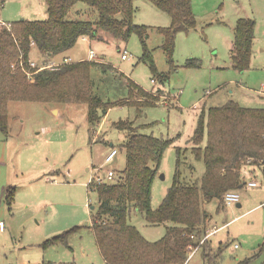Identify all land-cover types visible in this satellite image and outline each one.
<instances>
[{"label":"rangeland","instance_id":"obj_1","mask_svg":"<svg viewBox=\"0 0 264 264\" xmlns=\"http://www.w3.org/2000/svg\"><path fill=\"white\" fill-rule=\"evenodd\" d=\"M4 1L5 7H0L2 22L48 19L44 0ZM192 7L196 27L177 34L174 68L171 69L163 48L165 37L159 31L171 26V17L148 0L136 2L134 21L149 28L147 46L158 72L168 75L165 84L154 76L149 62L144 61V48L136 35L128 42L107 34L102 40L93 42L80 39L74 46L75 57L69 56L68 51L54 59L60 66L64 58L69 57L77 63L88 59L93 49L96 58L92 60L110 67L106 72L99 67L90 70L94 94L105 102L126 99L129 80L152 95L161 89L164 97L140 117L135 101L131 107L113 108L91 138L86 104H9L8 132L0 130V222L6 229L5 233L0 232V264H105L92 229L99 195L88 185L96 169H101L102 175L110 169L116 174L126 169L124 134L114 129L112 123L138 119L136 125H151L143 128L144 134L153 133L165 140L177 138L165 153L154 182L152 206L157 210L174 182L176 148L186 147L193 136L197 116L206 108V100L214 107L233 101L246 109L264 108L261 99L264 98V0H192ZM98 17L95 9L79 3L68 20L95 22ZM243 18L255 21V40L250 68L239 71L233 59L234 30ZM33 51L35 54L30 60L44 63L43 54L37 49ZM124 54L128 60L122 59ZM190 60L198 67L186 66ZM232 90H235L233 96ZM201 101V105L193 109ZM59 107L65 112L60 117L47 110ZM54 114L58 115V111ZM112 142L120 153L107 165L105 158ZM188 159L195 168L192 177L201 179L205 173L204 162L195 160L191 154ZM259 168L254 172L260 186L248 188L244 185L236 191L242 208L237 204L225 207L223 202L220 206L218 200L205 206L212 219L210 231L214 230L213 225L222 227L235 220L217 236H210L207 242V248L214 253L221 245H226L220 264H264V207H257L264 202V179L259 175ZM52 169L59 173L50 174ZM251 173L250 167H244V179L250 180ZM10 189L16 190L8 205L6 199ZM131 224L150 242H157L166 234L165 226H151L139 213L132 216ZM74 228L77 230L69 234L67 241L45 245L46 241ZM203 238L204 235L196 238L197 245H201ZM205 254V247L201 246L191 254L187 264H206Z\"/></svg>","mask_w":264,"mask_h":264},{"label":"trees","instance_id":"obj_2","mask_svg":"<svg viewBox=\"0 0 264 264\" xmlns=\"http://www.w3.org/2000/svg\"><path fill=\"white\" fill-rule=\"evenodd\" d=\"M44 1L47 20H19L10 23L11 30L0 29L1 131L8 132V107L12 102L86 104L91 138L101 120L113 108L131 107L135 101L137 113L141 116L147 109L157 106L164 97L161 95L163 91L158 89L156 95H152L131 80L128 82V97L124 100L105 102L95 95L90 70L93 67L105 72L110 70L103 63L82 61L38 73L32 69L31 82L23 69L26 66L25 70H29L33 49L43 54L44 64H47L50 58L74 48L80 39L102 40L104 34L123 42H128L133 35L138 36L144 48V61L149 62L154 76L162 84L169 80L167 74L158 72L147 46L149 28L134 21L138 0ZM148 1L171 17V26L159 31L165 37L163 48L172 69L177 34L196 27L192 0ZM79 3L95 9L99 14L97 21L68 20ZM234 40V67L246 71L253 57L255 21L240 19L234 30ZM186 66L198 67L194 60ZM149 126L136 125L135 121L129 120L113 123L114 129L124 134L122 146L127 154L126 169L107 183L89 187L99 195L92 229L108 264H187L190 248L199 246L196 238L206 234L208 215L204 203L218 200L222 204L228 192H236L245 185L244 167L258 169L264 162V108L246 109L233 101L224 106L204 108L197 116L196 128L186 147L176 148L173 185L159 209L154 210V182L165 153L177 138L165 140L141 132ZM188 154L204 162L205 173L199 180L192 177L195 168L190 164ZM136 213L151 226H165V236L157 242L146 240L131 224ZM75 230L77 228L52 238L45 245L67 241ZM207 242L201 245L205 247L206 264H220L226 245H221L214 253L207 248Z\"/></svg>","mask_w":264,"mask_h":264},{"label":"built area","instance_id":"obj_3","mask_svg":"<svg viewBox=\"0 0 264 264\" xmlns=\"http://www.w3.org/2000/svg\"><path fill=\"white\" fill-rule=\"evenodd\" d=\"M2 28H7V29L11 30V24L10 23L2 22L0 20V29H2ZM90 56H91L92 59L96 58V55H95L94 51H91V55ZM122 59L123 60H128L127 55L124 54L122 56ZM69 63H70L69 60H65L64 63L61 64V65L69 64ZM59 66L60 65L59 64H56V63H51V64L41 63V64H39V63H37L35 61L30 60V62L28 64L29 70H27V69L25 70V67L26 66L24 67L23 70L25 71V73L27 74V76H29L28 78H30V80L33 81V77H31V70L32 69L36 70L35 73H38V72H40L42 70H45V69H52V70H54V69L58 68ZM152 82L155 83L154 80ZM118 152H119L118 149H115V148L112 149L111 153L108 155V157L106 159V164L112 163L115 160ZM262 169L264 170V162L262 164ZM115 175H116V173L113 170H108V171H106V175H102L101 174V169H96V175L92 179V181L89 183L88 188L91 185H102L103 183H107V182L113 180L114 177H115ZM246 186L248 188H255V187L258 186V182L257 181H251V182L247 183ZM223 202H224V205L225 206H231V205H234V204H237L238 205L240 203V196H239V194L237 192H228L225 195ZM0 230L1 231H4L5 230V224L3 222H0ZM217 232H218V230H214L209 235H213V234H215ZM208 238H209V236H205L201 240V245H203L208 240ZM236 248H238V245H236ZM190 249H191L190 250L191 251V254H193L195 251H197L199 249V246L198 247H195V248H190ZM191 254H190V256H191Z\"/></svg>","mask_w":264,"mask_h":264},{"label":"crops","instance_id":"obj_4","mask_svg":"<svg viewBox=\"0 0 264 264\" xmlns=\"http://www.w3.org/2000/svg\"><path fill=\"white\" fill-rule=\"evenodd\" d=\"M5 1L4 0H2V1H0V7L1 8H4L5 7ZM10 23H12V22H10ZM87 40H91V39H89V38H87V37H84V38H82V41H87ZM89 41H88V43H89ZM91 42H93V40H91ZM90 42V43H91ZM91 45V44H90ZM75 49L74 48H72L71 50H69V56H71V57H75L76 55H75V51H74ZM91 51H93V49H91L90 51H89V58L88 59H86V60H79V61H77V62H82V61H88V62H94L93 60H92V58H91ZM68 52V51H67ZM95 53V52H94ZM33 54H35L34 53V51H32V54H31V57H33ZM96 55V54H95ZM71 57H69V58H64V60L63 61H65V60H69L70 61V64L71 63H73L72 62V58ZM35 58V57H34ZM56 57H53V58H50L49 59V62H48V64H51V63H56L55 62V59ZM44 60H45V57H44ZM43 59H42V61H44ZM34 61H37V60H34ZM38 62V61H37ZM39 64H41V62L39 63ZM243 92V91H242ZM259 93V92H258ZM230 94L233 96L234 94H235V90H232L231 92H230ZM230 95V96H231ZM214 97V96H213ZM212 97V98H213ZM255 99V98H254ZM262 99V103H264V98H261ZM200 103H202V101L201 102H199L196 106H194L193 107V109H195V108H197V107H199L201 104ZM68 104H77V103H66V104H58V105H60V106H63V105H68ZM179 104V103H178ZM205 105H206V108L207 107H214V105L213 104H211V102H210V100H206V102H205ZM118 108H123V107H118ZM47 110L49 111V113L51 114V115H53V116H55V117H60V116H62V114L63 113H65V112H63L62 111V109L59 107V108H57V109H49V108H47ZM56 111H58V115H55L54 114V112H56ZM109 113V112H108ZM108 113L104 116V121H105V119H106V117H107V115H108ZM137 116L138 117H140L139 115H138V113H137ZM136 123H138V119L137 120H134ZM142 124H144V125H146L147 123H142ZM112 126H113V123H112ZM102 127H103V124H102ZM150 134H153V133H150ZM124 136V135H123ZM111 145H110V149H111V151H112V149H118V147H116L115 146V144H114V142H112V143H110ZM111 151H109L110 153H111ZM118 151H119V149H118ZM108 152V155L110 154ZM119 153L120 152H118V154H117V156H116V158H115V160L118 158V156H119ZM108 155L106 156V158H105V164H106V159H107V157H108ZM108 165V164H107ZM257 168L256 167H250V170H251V172L252 173H254V174H252L251 173V179L250 180H247V179H245V185H247V183H249V182H251V181H257V178L258 177H255V173L256 172H254L255 170H256ZM260 169V168H259ZM110 170H112V169H110ZM258 170V169H257ZM50 171V170H49ZM88 171H90V170H88ZM114 171V170H113ZM50 174H55V173H59V172H55L54 171V169H52L50 172H49ZM262 175L263 176V179H264V170L262 169V166H261V169H260V171H259V175ZM250 175V174H249ZM258 182V181H257ZM258 186H260V184L258 183ZM257 186V187H258ZM15 190L16 189H10V192H9V197H7V199H6V202H7V204L8 205H11L10 203H11V201L13 200V197L15 196V194H14V192H15ZM219 202V201H218ZM208 203H204V207L207 205ZM220 206H222V204H220ZM238 206V208H242L243 207V205L241 204V200H240V203L237 205ZM225 207H228V206H225ZM230 208H232L233 206L231 205V206H229ZM258 208H263L264 207V202L263 203H261L259 206H257ZM257 207H255V208H257ZM254 208V209H255ZM251 211V210H250ZM249 212V211H248ZM247 213V212H246ZM211 221H212V219L211 218H209V216H208V221H207V227H206V234L204 235V237L205 236H209V238H211L212 236H217L220 232H221V230H223V229H226L227 227H228V225L229 224H231L233 221H235V220H233V221H230V222H228V223H226V224H224L222 227H215L216 225H213V229L214 230H218V232L217 233H215V234H213V235H209L211 232H213V231H210V228H209V226H210V224H211ZM0 232H2V233H5L6 232V229L4 230V231H1L0 230ZM94 232V231H93ZM95 236V235H94ZM211 236V237H210ZM209 238H208V240H209ZM96 240V239H95ZM97 244V243H96ZM98 246V245H97ZM235 247H236V245H235ZM98 249H99V247H98ZM99 252H100V249H99ZM100 254H101V252H100ZM101 256H102V254H101ZM102 259L104 260V262H105V264H108L107 262H106V260L104 259V257L102 256Z\"/></svg>","mask_w":264,"mask_h":264},{"label":"water","instance_id":"obj_5","mask_svg":"<svg viewBox=\"0 0 264 264\" xmlns=\"http://www.w3.org/2000/svg\"><path fill=\"white\" fill-rule=\"evenodd\" d=\"M92 209H94V208H92Z\"/></svg>","mask_w":264,"mask_h":264}]
</instances>
